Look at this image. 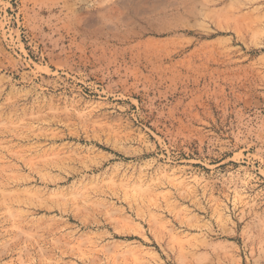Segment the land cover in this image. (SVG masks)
I'll return each mask as SVG.
<instances>
[{
	"label": "rangeland",
	"instance_id": "374dc122",
	"mask_svg": "<svg viewBox=\"0 0 264 264\" xmlns=\"http://www.w3.org/2000/svg\"><path fill=\"white\" fill-rule=\"evenodd\" d=\"M62 2L0 0V264H264V0Z\"/></svg>",
	"mask_w": 264,
	"mask_h": 264
},
{
	"label": "bare ground",
	"instance_id": "6f19581e",
	"mask_svg": "<svg viewBox=\"0 0 264 264\" xmlns=\"http://www.w3.org/2000/svg\"><path fill=\"white\" fill-rule=\"evenodd\" d=\"M61 2H62V0H61ZM89 2H90V1H89ZM62 3H63V2H62ZM60 5H61V4H60ZM54 6H55V5H54ZM71 9H72V8H71ZM71 9H70V10H71ZM63 10H64V9H63ZM68 10H69V9H68ZM71 12H72V11H71ZM73 13H74V12H73ZM54 15H56V14H54ZM156 19H158V18L156 17ZM58 21H59V20H58ZM165 21H166V20H165ZM167 21H169V20H167ZM174 22H175V21H174ZM187 22H188V21H187ZM163 23H164V22H163ZM181 23H182V21H181ZM173 24H174V23H173ZM183 26H184V25H183ZM189 26H190V25H189ZM192 26H193V25H192ZM184 27H185V26H184ZM165 28H166V27H165ZM206 31H207V30H206ZM209 31H210V30H209ZM199 33H200V32H199ZM204 33H205V32H204ZM206 33H207V32H206ZM140 36H141V35H140ZM133 38H134V37H133ZM196 38H197V37H196ZM207 38H208V37H207ZM218 62H219V60H218ZM180 63H181V62H180ZM180 63H179V65H180ZM214 63H215V62H214ZM171 64H172V63H171ZM159 67H160V66H159ZM159 67H158V68H159ZM160 68H161V67H160ZM160 68H159V69H160ZM167 68H168V67H167ZM167 68H166V69H167ZM172 68H173V67H172ZM172 68H171V69H172ZM177 68H178V67H177ZM156 69H157V68H156ZM206 70H207V68H206ZM210 70H211V69H210ZM164 71H165V70H164ZM207 71H208V70H207ZM218 72H219V71H218ZM218 72H217V73H218ZM214 73H215V72H214ZM161 74H162V72H161ZM213 75H214V74H213ZM213 75H211V77H212ZM166 78H167V77H166ZM209 79H210V78H209ZM210 80H211V79H210ZM208 81H209V80H208ZM154 83H155V82H154ZM205 83H206V82H205ZM161 84H162V83H161ZM210 86H211V85H210ZM187 89H188V88H187ZM206 89H207V88H206ZM206 89H204V91H205ZM185 93H186V92H185Z\"/></svg>",
	"mask_w": 264,
	"mask_h": 264
}]
</instances>
